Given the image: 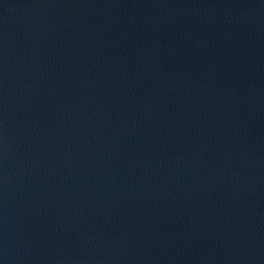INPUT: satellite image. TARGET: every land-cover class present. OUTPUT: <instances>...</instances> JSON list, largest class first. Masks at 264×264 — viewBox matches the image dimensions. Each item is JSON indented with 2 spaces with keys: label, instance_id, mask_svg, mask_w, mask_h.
<instances>
[{
  "label": "water",
  "instance_id": "water-1",
  "mask_svg": "<svg viewBox=\"0 0 264 264\" xmlns=\"http://www.w3.org/2000/svg\"><path fill=\"white\" fill-rule=\"evenodd\" d=\"M0 264H264V0H0Z\"/></svg>",
  "mask_w": 264,
  "mask_h": 264
}]
</instances>
